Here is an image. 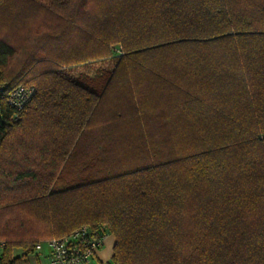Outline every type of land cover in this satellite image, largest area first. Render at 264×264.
Masks as SVG:
<instances>
[{"label": "trees", "instance_id": "1", "mask_svg": "<svg viewBox=\"0 0 264 264\" xmlns=\"http://www.w3.org/2000/svg\"><path fill=\"white\" fill-rule=\"evenodd\" d=\"M0 83V264H264V0H0Z\"/></svg>", "mask_w": 264, "mask_h": 264}, {"label": "built area", "instance_id": "2", "mask_svg": "<svg viewBox=\"0 0 264 264\" xmlns=\"http://www.w3.org/2000/svg\"><path fill=\"white\" fill-rule=\"evenodd\" d=\"M5 85L0 83V91ZM34 88L22 84L6 92V103L21 109L32 97ZM105 235H95L88 225H81L68 234L39 241L35 246L36 255L47 247L42 264H105L98 260L97 254L104 244ZM0 242V249L3 246Z\"/></svg>", "mask_w": 264, "mask_h": 264}, {"label": "crops", "instance_id": "3", "mask_svg": "<svg viewBox=\"0 0 264 264\" xmlns=\"http://www.w3.org/2000/svg\"><path fill=\"white\" fill-rule=\"evenodd\" d=\"M114 244V237L111 233H107L105 235L104 244L102 248L100 249L99 253L97 254V258L102 263H107V261L111 258V255L113 253L112 248ZM45 260V253L44 254H38L32 257L31 259H28L29 264H42V262Z\"/></svg>", "mask_w": 264, "mask_h": 264}, {"label": "rangeland", "instance_id": "4", "mask_svg": "<svg viewBox=\"0 0 264 264\" xmlns=\"http://www.w3.org/2000/svg\"><path fill=\"white\" fill-rule=\"evenodd\" d=\"M1 241H2V240H1ZM46 250H48V249H47V247L44 246L43 250H42L40 253H41V254H44V253L46 254ZM15 253H16V254H19L20 251H19V250H15ZM35 255H36V254H35ZM35 255H30V256H29V259H31V258L34 257ZM105 264H107V263H105Z\"/></svg>", "mask_w": 264, "mask_h": 264}]
</instances>
